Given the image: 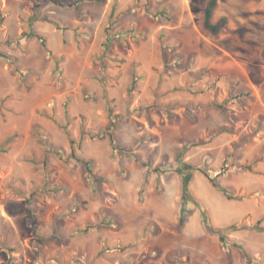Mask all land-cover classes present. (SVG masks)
Here are the masks:
<instances>
[{"label": "rangeland", "instance_id": "1", "mask_svg": "<svg viewBox=\"0 0 264 264\" xmlns=\"http://www.w3.org/2000/svg\"><path fill=\"white\" fill-rule=\"evenodd\" d=\"M57 1L78 5L0 0V264H264V229L219 234L199 209L216 228H264V0L219 2L218 34L210 0ZM32 32L53 57L20 42ZM233 149L252 170L219 179L229 199L197 168ZM73 152L96 160L101 189Z\"/></svg>", "mask_w": 264, "mask_h": 264}, {"label": "trees", "instance_id": "2", "mask_svg": "<svg viewBox=\"0 0 264 264\" xmlns=\"http://www.w3.org/2000/svg\"><path fill=\"white\" fill-rule=\"evenodd\" d=\"M50 2H52L53 4L61 7V8H72L78 5L77 2H61V1H57V0H48ZM221 1H225V0H210L207 4V7L205 9V16H204V26L207 30H209L211 33L213 34H218L221 30L225 29L228 27V19L226 17L221 18L217 23H213L212 22V17H213V13L214 10L216 9V7L218 6L219 2ZM149 14L152 16L153 14L149 12ZM156 17H158V15H154ZM44 21H48L47 19H45ZM30 37H36L41 45L43 46V48L46 50L47 54L50 57L54 56V52L53 50L49 47V43H48V39L46 36H44L43 34L37 33V32H32L30 34H23L20 38V42H23L24 40H27ZM111 48V44L109 43V41H107V43L105 44V51L110 50ZM0 55L4 58H6V55H3L0 51ZM63 59V57L61 59H57L55 58V63L58 66L60 61ZM16 71H19V69L16 67L15 68ZM145 75L142 76H134L133 78V83L131 85V89L135 88L137 86V83L139 82L140 79H144ZM249 95V94H248ZM237 97H234V99ZM86 99H95L94 96L90 95L89 93H87L86 95ZM216 106L219 107L224 113H227V111L225 110V107L223 106V104H219L218 102H215ZM116 123L114 120L110 121L109 125L107 126V136L109 137L110 143L112 145V147L117 148V142L115 140L114 134L112 133V129L115 128ZM39 135L41 137H45V138H49V135L44 133V132H39ZM237 151V149H233L231 152L226 153V155L224 156V160L222 162V165L215 169V168H209V169H205L204 167H198L197 169L199 171H201L210 181V183L212 184V186L217 189L220 193L224 194L225 196H227V198L231 199L232 198V194H231V190L228 187L223 186L220 182L219 179L226 176L230 170L235 167L238 166L239 168H243V169H249L252 170L251 166H242L239 163H235L232 162L230 163L231 158L234 157L235 152ZM71 158L81 162L85 165L86 168V172L89 178V183L90 185H92L97 191L99 189H101L102 186V179L97 177L96 174L94 173V167L96 165V160L95 159H88L85 157H82L80 155H78L76 152L71 153ZM45 167L48 166V163L45 162ZM144 166V164H143ZM157 172V171H156ZM148 176H149V171H145L144 175H143V182L141 185V189L139 191V195H140V199L141 202L144 200V192H145V188L146 185L148 183ZM183 180H184V190H185V194L182 196V201H183V206L181 209V216L179 219V227L182 228L186 225L189 216L192 213V210L187 208L188 203L190 202L191 199V191L189 189V181H190V177L189 176H183ZM199 209L201 212V216H202V222L204 224L205 227L211 229L212 231L222 234L226 229H232V230H238L241 228H248L251 230H263L264 228H262L260 225H255V226H247V225H242L240 228H238L237 224H232L228 227H226L225 229H221V228H216L213 226L212 224V220H211V216L209 213V209L202 203H199Z\"/></svg>", "mask_w": 264, "mask_h": 264}]
</instances>
